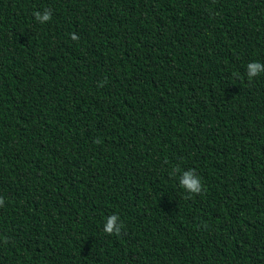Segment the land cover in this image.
<instances>
[{
    "label": "trees",
    "instance_id": "16d2710c",
    "mask_svg": "<svg viewBox=\"0 0 264 264\" xmlns=\"http://www.w3.org/2000/svg\"><path fill=\"white\" fill-rule=\"evenodd\" d=\"M253 61L264 0H0V264H264Z\"/></svg>",
    "mask_w": 264,
    "mask_h": 264
},
{
    "label": "clouds",
    "instance_id": "9594fccd",
    "mask_svg": "<svg viewBox=\"0 0 264 264\" xmlns=\"http://www.w3.org/2000/svg\"><path fill=\"white\" fill-rule=\"evenodd\" d=\"M35 20L40 24H45L52 19V12L48 9H45L43 12L36 11L34 14ZM70 37L73 41H78L79 37L72 33ZM247 77L249 82H251L255 77L259 76L261 73H264V63L259 61H253L247 64ZM176 170H173L175 174ZM179 185L184 189L185 193L188 195L185 196V199H189L192 196L200 195L205 191V185L202 183L201 177L197 174L195 169H189L183 171L179 176ZM5 205V200L3 197H0V207ZM120 217L116 214L109 216L106 219L103 231L108 235H119L124 227Z\"/></svg>",
    "mask_w": 264,
    "mask_h": 264
}]
</instances>
